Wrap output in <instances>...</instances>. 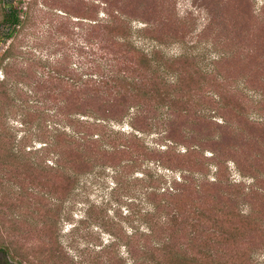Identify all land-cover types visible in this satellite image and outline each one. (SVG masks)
Wrapping results in <instances>:
<instances>
[{
	"label": "rangeland",
	"instance_id": "374dc122",
	"mask_svg": "<svg viewBox=\"0 0 264 264\" xmlns=\"http://www.w3.org/2000/svg\"><path fill=\"white\" fill-rule=\"evenodd\" d=\"M49 3L81 15L86 1ZM112 9L131 19L119 34L133 49L112 48L114 69L131 77L127 96L45 84L71 107L121 117H85L91 136L80 143L69 128L24 123L1 100L0 61V264H250L249 254L263 264L264 0H114ZM47 22L30 18L23 49L51 61L70 49L80 73L77 21L68 36ZM45 31L50 45L37 47L34 33Z\"/></svg>",
	"mask_w": 264,
	"mask_h": 264
},
{
	"label": "trees",
	"instance_id": "16d2710c",
	"mask_svg": "<svg viewBox=\"0 0 264 264\" xmlns=\"http://www.w3.org/2000/svg\"><path fill=\"white\" fill-rule=\"evenodd\" d=\"M85 1L83 13L74 15L68 10L57 9L52 3H49L50 0H1L3 18L0 26V61L1 66L6 70V77L1 81V85H3L1 100H4L3 97H9V107L21 111L20 115L24 123L27 122L25 117L28 115L38 125L55 126V132L58 126L69 128L68 135L70 139L79 143L85 140L87 136H91L83 133V127L88 124V118L85 117H94V122L100 124H104L105 120L111 119L120 121L121 117L116 116L117 113L112 110L109 115L104 116L96 111L83 109L80 106L71 107L66 97L59 98L53 92L49 93L50 89L46 88L45 84L56 78L81 87L108 88L121 96H127L128 89H124L125 92L120 91L123 85L130 83L131 77L114 69L113 62L118 57L112 48L116 45H126L127 47L129 45L133 49L131 39L119 34L122 32L130 34L131 19L112 9L114 0ZM32 16L48 20L45 23L48 26L49 24L56 25L53 31L54 34L55 31H63L67 36L72 33L71 28L75 27L73 23L77 21L78 25L76 26H78L82 38L79 49L83 51V61L80 65L82 71L80 73L76 74L77 70L71 67V53L68 52L70 49L61 53L54 61H51L52 56L49 53L36 50L33 45L23 49V41L27 34L25 29ZM119 27L124 30L116 32L115 30ZM48 31L40 32V34L34 33L37 47H49L51 35ZM96 32H100L99 35H96ZM58 39V44L68 45L69 39H65V36H62V39L58 37ZM136 52L139 54L140 51ZM143 54L144 52H140V56ZM55 65H60L62 68L60 66L55 68ZM14 68H19L21 79L10 78V71ZM26 70L30 71V74L27 72L29 77L26 75L28 78H24ZM30 83L34 86L31 88L26 87V84L29 85ZM163 98L165 97L161 99ZM128 100V97L124 98L120 103L126 112L133 107L127 103ZM140 105L142 104H138L136 108L138 109ZM92 126H95V124ZM110 133H112L111 129H109V132L102 130L98 137L101 136V139H104ZM43 143H45L43 146H51L53 142L43 141ZM110 148L114 147L111 146ZM68 175H71V173H68ZM68 175L66 176L67 179L69 178ZM67 184L64 188H67ZM165 204H168V202L165 201ZM149 210L160 211V207L158 208L156 205ZM175 214L176 211H172L169 216L175 218ZM251 256V254L248 255L250 264H252Z\"/></svg>",
	"mask_w": 264,
	"mask_h": 264
}]
</instances>
